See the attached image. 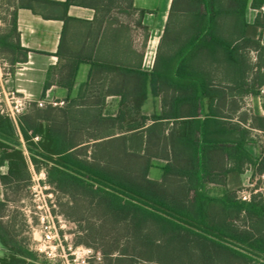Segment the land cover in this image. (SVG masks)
Wrapping results in <instances>:
<instances>
[{
	"label": "trees",
	"instance_id": "trees-1",
	"mask_svg": "<svg viewBox=\"0 0 264 264\" xmlns=\"http://www.w3.org/2000/svg\"><path fill=\"white\" fill-rule=\"evenodd\" d=\"M127 1L132 10L131 0ZM247 4L248 0H225V3L222 0H173L170 17L177 12L193 13L190 21L193 30L187 35L180 30L169 36L166 27L151 72L139 66L98 65L96 73L109 74L110 83L115 82L114 88L121 96V108L114 117H102L100 111L93 108L101 105L99 98L88 102L89 97L82 95L98 90L101 83L89 86L88 82L81 87L79 98L68 106L73 113L69 108L65 111V107L32 105V117L46 125L33 122L27 112L19 118L25 155L14 124L0 115V165L3 161L8 163L7 174L0 175L1 185L11 194L29 188L28 161L35 171L44 170L45 183L51 187L56 200L59 196L67 197L72 204L71 212L75 217L67 212L65 215L75 223L83 222L86 238L93 240L87 242L77 237L75 245L100 253V261L92 260L91 264H264L262 194L252 193L248 201L240 200L237 191H227L223 197L213 198L202 192L197 179L199 166L202 170L205 168L204 150L201 157L199 155V141L205 148L221 143L227 158L233 157L239 163L249 160L243 146L249 139L250 129L213 119V94L222 97L224 91L214 90L208 80L212 79L209 70L201 66V61L213 60L220 54L227 65L222 79L247 78L251 67L244 49L251 47L264 55L261 45L264 18L260 11L264 0H252L250 4L259 12L255 21V26L261 30L258 39L244 37ZM89 5L106 10L116 7L114 0H92ZM222 16L233 17L231 26L239 34H219L221 27L230 25L229 21L220 22ZM11 26L14 35V15ZM1 42L5 46L0 48L12 54L20 49L19 44H9L8 37L0 38ZM67 70L71 79H57V83L70 89L77 62L67 66ZM254 72V79H264V60L263 65L256 61ZM96 73L93 67L89 79H94ZM51 82L52 79L45 81L43 97ZM147 84L155 95L161 94L162 113L152 116L153 120L188 118L180 121L184 129L178 135L179 143L186 148V165L183 173L177 174L185 180L168 181L167 175L174 170L170 164L164 167L162 181L150 180L147 177L149 158L143 155L139 161L132 151L133 114L139 113ZM260 86L252 85L245 93L256 95ZM169 89L177 95L168 98ZM205 96L209 98L208 115L212 119L207 117L201 121L198 110ZM222 103L224 105V96ZM59 119L68 121L70 126ZM147 119L141 116L140 125ZM102 126L107 130L101 132ZM260 128L263 132L264 124ZM116 134L120 136L91 146L86 144L91 138L98 140L99 136ZM34 137L38 140L34 141ZM230 144L235 145L234 152L227 147ZM259 171L264 174V158L259 163ZM260 185L255 183L254 189ZM7 202L8 195L4 194L0 211ZM2 216L0 212V250L4 253L0 264H48L26 246L11 225L2 222Z\"/></svg>",
	"mask_w": 264,
	"mask_h": 264
},
{
	"label": "crops",
	"instance_id": "crops-1",
	"mask_svg": "<svg viewBox=\"0 0 264 264\" xmlns=\"http://www.w3.org/2000/svg\"><path fill=\"white\" fill-rule=\"evenodd\" d=\"M90 1L92 0H19L11 15L15 16L16 34H11L12 17L10 24L4 22L5 29H0L1 40L3 37H8L9 44H19L20 48L16 49L15 54H12L2 49L5 45L1 42L0 85L16 91L32 102L40 99L64 101L66 103L65 111H68L69 104L79 98L83 85L88 82L89 86L101 83L98 85L99 88L96 87L98 90L89 92V94L82 93V95L88 96L90 101L99 98L101 105L93 106V108L99 110L102 117H114L121 108V96L114 88L115 82L110 83L111 76L109 74L99 76L96 73L98 65L102 67L139 66L142 70L151 72L166 27L169 28V36H174L180 30L183 31V35H187L189 30H193L190 27V21L194 18L193 13L177 12L174 17H170L173 0H131L132 14L137 16V26H132L128 32L124 21L125 3L120 8V3L124 0H114L116 7L107 10L100 6L93 8L89 5ZM222 2L225 3V0ZM251 2L252 0H248L244 12L246 24L244 37L258 39L261 36V30L255 26V21L259 12L251 8ZM232 20L231 16L220 18L221 23L229 21L230 25L221 27L219 34L225 36L239 34L231 26ZM140 29L144 32L143 34H140ZM245 52L248 65L251 67L246 79H222L223 68L227 65L222 62L220 54L213 60L201 61V66L208 69L212 76V79L208 80L214 90L224 91V105L222 103L223 96L217 98L213 94L211 106L215 112L213 119L219 122L224 120L231 125L248 127L251 132L243 146L249 160L243 163H239L233 157L227 158L226 153H223L221 143L205 148L199 141L200 136L197 137L200 157L204 150L202 161L205 166L204 170L199 166L197 179L201 183L202 192L213 198H221L227 191L246 189L248 184L256 182L257 175L261 172L259 163L264 158V144L261 143L258 132L261 125L264 124L260 120L264 119V102H259L255 94L245 93V91L252 85L264 84V79H254L255 63L258 61L263 65L264 55L251 47H246ZM74 62H77V70L72 78L74 79L73 85L67 89L58 84L57 79H71L67 66ZM5 67L11 68V70L5 69ZM93 67L96 75H94V79H89ZM47 79H52V82L43 97V87ZM166 95L168 98H172L177 93L169 89ZM208 99V96L201 99L202 102L198 110V118L201 121L207 117L212 119L208 115ZM30 107L26 111L30 119L33 122L41 123L40 119L32 117L34 110ZM70 111L73 113L72 109ZM161 113V94L155 95L147 84L146 97L139 113L133 114V128L135 129L130 133H134L135 139L131 147L132 151L139 161L143 155L149 158L150 168L147 177L150 180L162 181L164 167L169 164L174 170L167 175L168 181L185 180L184 176L181 177L177 174L183 173L186 165V148L179 143L178 135L184 129L180 121L188 118L185 116L153 120L152 116ZM141 116L148 117L143 126L140 125ZM59 122L70 126L68 121L59 119ZM42 125L46 124L42 122ZM15 128L18 141L26 155L19 127ZM104 130L106 131L107 128L104 129L102 126L101 132ZM107 135L99 136L101 138L98 140H91V138L86 144L91 146L94 143L105 142L120 136V134ZM227 147L234 152L235 145L230 144ZM27 165L31 174V169L34 167L29 161ZM199 165H201V159ZM153 170H158L157 178L151 177ZM226 170L227 172H225ZM7 172L8 163L3 161L0 165V175H6ZM4 194L8 195L9 190L0 183V198ZM2 255L3 253L0 254V257ZM48 264L52 263L48 262Z\"/></svg>",
	"mask_w": 264,
	"mask_h": 264
},
{
	"label": "built area",
	"instance_id": "built-area-1",
	"mask_svg": "<svg viewBox=\"0 0 264 264\" xmlns=\"http://www.w3.org/2000/svg\"><path fill=\"white\" fill-rule=\"evenodd\" d=\"M264 18V6L260 9ZM261 41L264 46V34ZM256 98L264 102V84L258 87ZM64 102L52 99H40L32 102L16 91L9 90L0 85V115L8 118L15 127H18L19 118L31 105L43 108L46 105L61 106ZM261 143L264 144V131L258 132ZM34 141L38 137L33 138ZM32 168V167H31ZM260 180L259 188L254 189L255 182L248 184L246 189L238 190V198L248 201L252 193L260 192L264 199V174L257 175ZM32 196L34 207L39 220L40 238L34 243V251L52 264H91V261H100L101 255L89 247L75 245L73 239L63 233L67 223L62 215L54 213V193L45 183L44 171L36 172L31 169Z\"/></svg>",
	"mask_w": 264,
	"mask_h": 264
},
{
	"label": "rangeland",
	"instance_id": "rangeland-1",
	"mask_svg": "<svg viewBox=\"0 0 264 264\" xmlns=\"http://www.w3.org/2000/svg\"><path fill=\"white\" fill-rule=\"evenodd\" d=\"M19 0H0V29H5L4 22L6 24H10L11 15L13 9H15L17 3ZM124 4L125 6V24L127 28V32L129 31L132 26H137V16L132 14V10L128 8V1L124 0L122 3H120V8ZM144 32L140 29V34H143ZM261 45L263 46V43L261 41ZM264 47V46H263ZM6 56V55H5ZM11 70V68H6ZM89 102V98L87 99ZM64 102V101H63ZM66 103L64 102L61 106H52V105H46V106H52V107H65ZM45 106V107H46ZM44 108V107H43ZM35 170V169H34ZM42 170V169H41ZM36 171V172H40ZM159 172L158 170H153L151 177H158ZM256 184H261L260 180H257L255 182ZM49 186V185H47ZM32 181L30 184V187L26 190V188H22L18 191V193L15 194H8V202L0 212L3 215L1 220L5 225H8L12 227L13 231L18 235L19 238L23 239L25 241V244L27 247H29L32 251H34V243L39 240L40 238V230H39V220L37 216L36 209L34 207V203L32 202L33 196H32ZM260 193V192H256ZM3 198V197H2ZM0 198V199H2ZM54 200L55 208L54 213L57 215H62L61 213L66 214L65 212L71 213L72 217H75V213L71 212L72 204L69 203V199L67 197H58L57 200L54 197H52ZM56 203H58L56 205ZM74 205V204H73ZM82 214V213H81ZM79 214V215H81ZM63 216V215H62ZM64 217V216H63ZM66 218H68L65 215ZM64 217V218H65ZM65 218V219H66ZM67 223L65 224V227L63 228V233L73 239V241L78 237V239L86 240L87 242H92V239H89V236L86 238V234L83 230L85 227L84 223L81 224L75 223L72 219H66ZM35 252V251H34ZM3 253L2 251L0 254ZM36 253V252H35ZM37 254V253H36ZM39 255V254H38ZM4 256V253L3 255Z\"/></svg>",
	"mask_w": 264,
	"mask_h": 264
}]
</instances>
